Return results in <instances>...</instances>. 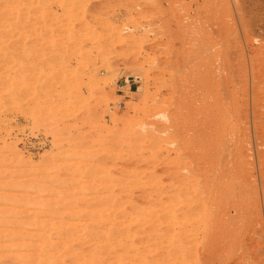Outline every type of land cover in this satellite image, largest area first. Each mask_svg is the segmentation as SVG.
<instances>
[{
	"label": "rangeland",
	"instance_id": "obj_1",
	"mask_svg": "<svg viewBox=\"0 0 264 264\" xmlns=\"http://www.w3.org/2000/svg\"><path fill=\"white\" fill-rule=\"evenodd\" d=\"M41 257L264 264V0H0V264Z\"/></svg>",
	"mask_w": 264,
	"mask_h": 264
},
{
	"label": "bare ground",
	"instance_id": "obj_2",
	"mask_svg": "<svg viewBox=\"0 0 264 264\" xmlns=\"http://www.w3.org/2000/svg\"><path fill=\"white\" fill-rule=\"evenodd\" d=\"M4 3H5V2H4ZM4 5H5V4H4ZM4 7H5V6H4ZM1 11H2V10H1ZM2 18H3V17H2ZM12 82H13V81H12ZM10 83H11V82H10ZM224 95H225V94H224ZM223 98H224V97H223ZM210 101H211V100H210ZM208 103H209V102H208ZM212 103H213V102H212ZM217 103H218V102H217ZM215 104H216V103H215ZM210 106H211V105H210ZM214 106H215V105H214ZM215 107H216V106H215ZM218 107H219V106H218ZM206 108H207V107H206ZM218 109H219V108H218ZM208 112H209V111H208ZM212 112H213V111H212ZM206 113H207V111H206ZM204 114H205V113H204ZM210 114H211V113H210ZM210 114H209V115H210ZM213 114H214V113H213ZM213 114H212V115H213ZM227 114H228V113H227ZM223 115H225V114H223ZM207 116H208V115H207ZM217 116H218V115H217ZM205 117H206V116H205ZM206 118H207V117H206ZM215 118H216V117H215ZM218 118H221V117H218ZM226 118H227V117H226ZM204 119H205V118H204ZM202 120H203V119H202ZM214 120H215V119H214ZM217 120H218V119H217ZM222 120H223V119H222ZM226 120H227V119H226ZM204 121H205V120H204ZM220 121H221V120H220ZM224 121H225V119H224ZM175 122H176V121H175ZM202 122H203V121H202ZM176 123H177V122H176ZM200 123H201V122H200ZM213 123H214V122H213V116H211V117H209V119H206V121L203 122V123L200 125V127H201L200 129H202V130H201L202 133L199 131V132L201 133V135H202L201 138L203 137L204 139H206V137H208L207 134H210V133L213 134V133L215 132V131L213 132V126H214ZM219 123H223V122H219ZM225 123H226V122H225ZM179 124H180V123H179ZM173 125H174V124H173ZM173 125H172V127H173ZM176 125H177V124H176ZM180 125H181V124H180ZM192 125H193V124H192ZM192 125H191V126H192ZM218 125H219V124H218ZM224 126H225V125H224ZM224 126L222 127V129L224 128ZM169 127H171V126H169ZM169 127H168V128H169ZM172 127H171L170 129H172ZM177 127H178V126H177ZM181 127H182V126H181ZM196 127H197V126H196ZM174 128H175V127H174ZM182 128H183V127H182ZM220 128H221V125H220ZM220 128H219V129H220ZM227 128H228V127H227ZM227 128H226V129H227ZM175 129H176V128H175ZM198 129H199V128H198ZM217 129H218V128H217ZM219 129H218V130H219ZM222 129H220V130H222ZM167 130H169V129H167ZM172 130H173V129H172ZM172 130H170V131H172ZM176 130H178V129H176ZM188 130H189V129H188ZM235 130H237V129H235ZM182 131H184V130H182ZM207 131H208V133H207ZM227 131H228V130H227ZM231 131H232V129H231ZM220 132H222V131H220ZM224 132H225V131H224ZM233 132H234V131H233ZM237 132H238V131H237ZM180 133H181V132H180ZM180 133H179V134H180ZM197 133H198V132H197ZM230 133H231V132H230ZM230 133L228 134L229 136L231 135ZM171 134H173V133H171ZM177 134H178V133H177ZM211 134H210V135H211ZM216 134H217V133H216ZM181 135H182V133H181ZM221 135H222V134H221ZM215 136H216V135H215ZM237 136H238V135H237ZM171 137H172V136H171ZM171 137H170V138H171ZM177 137L179 138V136H177ZM239 137H240V136H239ZM203 138H202V139H203ZM215 138H216V137H215ZM234 138H235V137H234ZM234 138H233V139H234ZM171 139H172V138H171ZM197 139H198V138H197ZM199 139H200V138H199ZM207 139H208V138H207ZM209 139H210V138H209ZM181 141H182V140H181ZM198 141H200V140H198ZM211 141H212V140H211ZM233 141H234V140H232V142H233ZM179 142H180V141H179ZM237 142H238V141H237ZM238 144H239V143H238ZM178 145H180V144H178ZM208 145H209V144H208ZM233 145H234V142H233ZM240 145H241V144H240ZM182 146H183V145H182ZM234 147H235V146H234ZM238 147H240V146H238ZM177 148H178L177 150L180 149L178 146H177ZM207 148H208V147H207ZM215 148H216V147H215ZM215 148H214V150H215ZM220 148H221V147H220ZM183 149H184V148H183ZM193 149H194V148H193ZM208 149H209V148H208ZM216 149H218V148H216ZM230 149H232V148H230ZM239 149H240V148H239ZM209 150H210V149H209ZM226 150H227V149H226ZM233 150H234V149H233ZM233 150H231V151L233 152ZM170 151H171V150H170ZM184 151H185V150H184ZM217 151H218V150H217ZM217 151H216V152H217ZM227 151H230V150H227ZM186 152H187V151H186ZM191 152H192V151H191ZM196 152H198V151L196 150ZM216 152H215V154L218 153V152H217V153H216ZM239 152H240V151H239ZM183 153H184V152H183ZM204 153H205V152H204ZM221 153H222V152H221ZM184 154H185V153H184ZM202 154H203V153H202ZM202 154H201V155H202ZM215 154H214V155H215ZM224 154H227V153L225 152ZM224 154L222 153V157H220V158L225 157ZM228 154H230V153L228 152ZM207 155H208V154H207ZM220 155H221V154H220ZM231 156H232V155H231ZM233 156H234V155H233ZM236 156L238 157V155H236ZM212 157H213V156H212ZM218 157H219V156H218ZM226 157H227V156H226ZM226 157H225V159H232V158L230 157V155H228L227 158H226ZM229 157H230V158H229ZM199 158H200V157H199ZM203 158H204V157H203ZM203 158H202V159H203ZM216 159H217V158H216ZM192 160H193V159H192ZM197 160H198V159H197ZM197 160H196V161H197ZM214 160H215V159H214ZM218 160H219V159H218ZM223 160H224V159H223ZM202 161L207 162V161H210V160H209V158L206 157V159H204V160H202ZM221 161H222V159H221ZM226 161H227V160H226ZM226 161L224 160L225 164H227ZM228 161H230V160H228ZM210 162H211V161H210ZM215 162H216V161H215ZM199 163H200V162H199ZM229 163H230V162H229ZM229 163H228V165H229ZM205 164H206V163H205ZM218 165H219V164H218ZM228 165H227V166H228ZM231 165H232V164H231ZM212 166H213V165H212ZM216 166H217V165H216ZM219 166H220V165H219ZM224 166H226V165H224ZM197 167H198V166H197ZM233 168H235V167H233ZM233 168H232V169H233ZM226 169H227V168H225V170H226ZM229 169L231 170V167H230ZM240 170H241V169H240ZM242 171H243V170H242ZM224 172H225V171H224ZM224 172H223V173H224ZM226 172H227V171H226ZM229 172H230V171H229ZM239 172H240V171H239ZM199 173H200V172H199ZM203 173H204V172H203ZM203 173H202V174L200 173V174L203 175ZM220 173H221V172H220ZM234 173H235V172H234ZM240 173H241V172H240ZM197 174H198V173H197ZM200 174H198V175H200ZM228 174L231 175V173H228V172H227L226 175H228ZM217 175H218V174H217ZM222 175H223V174H222ZM224 175H225V174H224ZM232 175H233V174H232ZM234 175H235V174H234ZM203 176H205V175H203ZM205 177H206V176H205ZM185 178H186V177H185ZM185 178H184V180H185ZM201 179H202V178H201ZM218 179L220 180L221 178L218 176V178H217L216 180H218ZM184 180H183V181H184ZM172 181H173V180H172ZM188 181H189V180H188ZM204 181H205V180H204ZM213 181H214V180H213ZM173 182H174V181H173ZM196 182H197V181H196ZM200 182H201V181H200ZM181 183H182V182H181ZM216 183H217V182H216ZM178 184H179V183H178ZM179 185H180V184H179ZM189 185H190V184H189ZM203 185H204V184H203ZM205 185H206V183H205ZM205 185H204V186H205ZM207 186H208V185H207ZM211 186H212V184H211ZM239 187H241V186H239ZM242 187H243V186H242ZM240 189H241V188H240ZM204 190H205V189H204ZM213 190H214V189H213ZM205 191H206V190H205ZM213 192H214V191H213ZM208 193H209V192H208ZM214 197H215V196H214ZM2 199H3V198H2ZM4 199H5V198H4ZM215 199H216V198H215ZM63 200H64V199H63ZM207 200H208V199H207ZM213 200H214V199H213ZM170 201H171V200H170ZM232 201H233V200H232ZM200 202H201V201H200ZM206 202H207V203H205V204H209L210 200H209V202H208V201H206ZM218 202H219V201H218ZM198 203H199V202H198ZM227 203H228V202H227ZM50 204H51V203H50ZM215 204H216V203H214V205H215ZM235 204H238V203H235ZM239 204H240V203H239ZM180 205H181V204H180ZM184 205H185V204H184ZM189 205H190V203H189ZM202 205H203V204H202ZM216 205H217V204H216ZM240 205H242V202H241ZM240 205H239V206H240ZM194 206H195V205H194ZM47 207H48V206H47ZM182 207H183V206H182ZM182 207H181V208H182ZM192 207H193V206H192ZM192 207H190V206H188V205H187V206H184V208H183V209H184V212L182 211L183 213H181V214H185V215H184V217H185L186 214H189L188 212H189L190 210H192V209L195 208V207H194V208H192ZM207 207H208V206H207ZM231 208H233V209L236 211V213L241 212L237 206H235V205H230L228 208H226V209H224V210L222 209V210H223L222 212L219 211V212H221V213H220V215H221L220 217L223 218V220H227V221H228V218H230L229 220L232 219V218H231V217H232V216H231V210L233 211V209H231ZM170 209H171V204H170ZM197 209H198V208H197ZM178 210H180V209L178 208ZM181 210H182V209H181ZM204 210H205V209H204ZM247 210H248V209H247ZM104 211H105V210H104ZM104 211H102V212H104ZM242 211H243V210H242ZM242 213H243V212H242ZM242 213H240V214H242ZM246 213H247V212H246ZM234 214H235V213H234ZM234 214H233V215H234ZM235 215H236V214H235ZM238 215H239V213H238ZM238 215H237V217H238ZM179 216H180V215H179ZM214 216L216 217V215H214ZM91 217H92V216H91ZM122 217H123V216H122ZM184 217L182 216L183 221L185 220ZM220 217H219V218L216 217V219H219L220 221L218 220V222L221 224V222L223 223V221L221 220ZM233 217H234V216H233ZM235 217H236V216H235ZM243 217H244V216H242L240 219L242 220ZM249 217H250V216H249ZM249 217H248V218H249ZM252 217H253V216H252ZM252 217H251V218H252ZM182 218H181V219H182ZM206 218H207V217H206ZM181 219H180V220H181ZM211 219H212V218H211ZM216 219L214 220V218H213L212 220H214L215 223H217V222H216ZM245 219H246V218H245ZM203 220H204V218H203ZM207 220H208V219H207ZM232 220H233V219H232ZM238 220H239V219H238ZM246 220H247V219H246ZM254 220H255V219H254ZM123 221H124V220H123ZM175 221H176V220H175ZM201 221H202V220H201ZM208 221H209V220H208ZM208 221L206 222V219H205V222H206V223L204 222L205 225L208 224ZM176 222H177V221H176ZM181 222H182V221H181ZM209 222H210V221H209ZM211 222H212V221H211ZM229 222H230V221H229ZM35 223H36V222H35ZM212 223H213V222H212ZM224 223H225V222H224ZM227 223H228V222H227ZM227 223H226V224H227ZM202 224H203V222H202ZM232 224H233V221H232ZM205 225H204V226L202 225V226L205 227ZM215 225H219V224H215ZM228 225H229V224H228ZM230 225H231V224H230ZM230 225H229V226H230ZM234 225H237V224L235 223ZM118 226H119V225H118ZM207 226H208V225H207ZM213 226H214V225H213ZM215 227H216V226H215ZM225 227H226V226H225ZM235 227H236V226H235ZM238 227H239V224H238ZM233 228H234V227H233ZM214 229H215V228H214ZM219 229H220V228H219ZM235 229H236V228H235ZM230 230H231V229H230ZM230 230L227 231V232H225V233H223V234H222L221 232L218 233V232H219V231H218V232H217V233H218V236L216 235V238L214 237V239L217 240V242H218V241H219V242H224V241H227V240H231V239H232L233 237H235L236 235L234 236V235H233L234 232L232 233V231L230 232ZM215 232H216V231H215ZM222 232H224V231H222ZM217 233H216V234H217ZM235 233H236V232H235ZM214 236H215V234H214ZM214 239H213V240H214ZM214 242H216V241H214ZM65 250H66V249H65ZM128 252H129V251H128ZM41 256H42V255H41ZM81 257H82V256H81ZM37 258H40V256L37 257ZM41 258H42V257H41ZM43 258H44V257H43ZM43 258H42V259H43ZM24 259H25V258H24ZM35 259H36V258H35ZM36 260H37V259H36ZM38 260H39V259H38ZM50 261H52V260H49V258H48V259H47V258H44L41 262H42V264H50ZM41 262H40L39 264H41ZM52 262H53V261H52ZM118 262H119V261H118ZM118 262H116V263H118ZM92 263H93V262H92ZM98 264H99V263H98Z\"/></svg>",
	"mask_w": 264,
	"mask_h": 264
}]
</instances>
